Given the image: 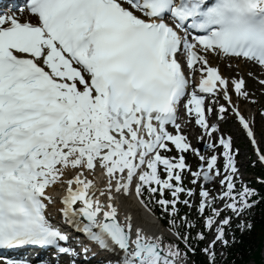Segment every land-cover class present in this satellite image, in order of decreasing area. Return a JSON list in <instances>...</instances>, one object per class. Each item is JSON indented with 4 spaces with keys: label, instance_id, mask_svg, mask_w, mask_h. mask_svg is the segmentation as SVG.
<instances>
[{
    "label": "snow or ice",
    "instance_id": "6c2138e0",
    "mask_svg": "<svg viewBox=\"0 0 264 264\" xmlns=\"http://www.w3.org/2000/svg\"><path fill=\"white\" fill-rule=\"evenodd\" d=\"M26 9L35 22L0 13V249L48 247L85 261L101 251L114 254L104 264H187L193 241L207 239L203 230L192 237L196 221L180 216L181 203L194 206L196 188L183 184L187 173L199 182L203 227L214 231L201 251L208 264H220L217 241L229 246L233 217L246 216L259 201L242 182L231 139L216 138L219 125L208 115L222 119L231 109L255 145L232 94L254 97L243 77L225 76L209 55L264 68V0H26ZM182 101L201 129L198 139L208 138L210 155L193 147L177 122ZM173 147L178 155H166ZM189 151L199 159L195 170L186 162ZM97 168L107 177L103 188L89 178ZM214 179L221 185L215 196L204 185ZM57 184L64 189L60 222L49 211L57 203L49 189ZM133 186L141 199L145 192L149 199L159 195L156 203L185 250L140 227L133 233L130 217L120 222L114 201ZM68 229L96 251L84 242L72 247ZM6 264L33 262L6 258Z\"/></svg>",
    "mask_w": 264,
    "mask_h": 264
},
{
    "label": "bare ground",
    "instance_id": "6f19581e",
    "mask_svg": "<svg viewBox=\"0 0 264 264\" xmlns=\"http://www.w3.org/2000/svg\"><path fill=\"white\" fill-rule=\"evenodd\" d=\"M217 59H218L217 56L209 55V60L214 64H218L219 68H221V70L225 74H229L230 72L233 71L236 72V75L243 78L248 73H252L255 76L259 74L258 68L246 64L245 62L239 59H229V61H234V64L229 65L227 69H225L224 60L218 59L220 60L219 62ZM235 62H239V64H236ZM255 91H257L256 88H253L252 92L255 93ZM89 178L93 179L96 182L95 176H93L92 173H89ZM104 180L105 181L107 180L106 176H104ZM103 187L104 184L97 186V188H103ZM49 192L54 198H57V203L50 205L49 209L51 210L52 214L59 215L57 209L61 207V205L58 202V198L64 194V189L59 184H57L54 188H50ZM101 199L104 198L101 197ZM114 202L117 205L118 219L120 220L121 223L125 222L126 217L131 218V222L133 225V233L136 227H140L148 235L161 236L163 238L165 231L163 230L162 227L159 226L157 218L151 215L144 208V206L138 201L137 197L134 194V186L131 194L128 195L119 194L118 198Z\"/></svg>",
    "mask_w": 264,
    "mask_h": 264
},
{
    "label": "trees",
    "instance_id": "16d2710c",
    "mask_svg": "<svg viewBox=\"0 0 264 264\" xmlns=\"http://www.w3.org/2000/svg\"><path fill=\"white\" fill-rule=\"evenodd\" d=\"M262 194L259 196V202L246 217V223H251V228H245L243 234H237L234 245L227 247V263L223 264H242L247 263L250 259L254 264H263L261 258V248L264 241V190L258 188ZM195 264H208L196 256Z\"/></svg>",
    "mask_w": 264,
    "mask_h": 264
},
{
    "label": "rangeland",
    "instance_id": "374dc122",
    "mask_svg": "<svg viewBox=\"0 0 264 264\" xmlns=\"http://www.w3.org/2000/svg\"><path fill=\"white\" fill-rule=\"evenodd\" d=\"M227 65H230V63H226V66ZM227 71V70H226ZM227 76L229 77H236V72H230ZM247 78V81H246V88L249 92V96H253L254 97V102L249 100V99H244V98H237L236 94L234 93V99L240 103V106L241 108L244 110V112H246V114L248 115H252V114H256L255 118H256V125H255V128L257 130V133H258V136H259V139H260V142L264 148V87L260 86L258 83L254 82L253 79L251 78ZM253 88H256L257 91H255V93H253ZM255 106H258L257 110H255ZM235 124L231 123V128L234 127ZM225 128V127H224ZM235 131V129H234ZM243 146H242V151L245 152V147H246V143H244V141H240ZM194 164L197 162L196 159H191ZM247 160L246 156L242 159V163H245ZM248 165V164H247ZM246 167L248 168V166H250V164ZM244 165H242V168H243ZM244 174V173H243ZM244 178H242V182L244 183L247 178L253 180L254 176H249L246 178V175L244 174L243 175ZM217 182H218V179H216V184L214 183H210L208 184V186H213L215 187L216 189L218 188H221L220 186L217 185ZM246 184V182L244 183ZM240 185H241V181H240ZM193 186V184H192ZM190 187V186H189ZM217 194V192H216ZM200 197L198 196L196 201H199ZM197 204V202H196ZM194 208H195V205H194ZM187 210L189 212H191L192 214L193 213H196L194 210L192 211V208L190 209L189 207H187ZM196 210V208H195ZM192 214L190 215V218H192ZM225 214V213H224ZM181 215H184V214H181ZM168 220V218H167ZM235 222H237V220H235ZM238 223V222H237ZM183 231V230H182ZM232 236H233V233H228V239L229 241L231 242L232 241ZM208 238L205 239V241H203L202 243V248H204L209 240H211V237H210V234L208 233ZM216 252L218 253V257L222 260L224 258V255H225V250L224 248L222 249V245L220 242H218L216 244ZM223 253V255H221L220 253ZM203 256L204 258L206 257V255L203 253ZM261 258L263 260V264H264V241H263V244H262V248H261ZM192 264V262H191ZM245 264H254V261L252 259H250L247 263Z\"/></svg>",
    "mask_w": 264,
    "mask_h": 264
}]
</instances>
